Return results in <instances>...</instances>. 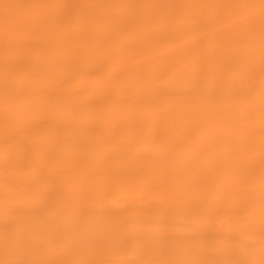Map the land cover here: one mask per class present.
Returning <instances> with one entry per match:
<instances>
[{
    "label": "bare ground",
    "instance_id": "obj_1",
    "mask_svg": "<svg viewBox=\"0 0 264 264\" xmlns=\"http://www.w3.org/2000/svg\"><path fill=\"white\" fill-rule=\"evenodd\" d=\"M176 7L171 14L164 7L151 13L145 9L119 25L115 13L101 8L100 23L91 30L68 32L64 24L57 22L45 41L21 46L17 40L30 32V27L47 24L38 1L0 8V43L4 42L0 48H7L12 56L6 62L0 60V117L9 111L12 122L44 115L50 119L48 125L19 122L13 126L9 132L15 135L11 139L16 148L13 161L19 156L20 140L33 129L44 132L41 145L46 150L63 145L69 138L80 140L74 147L54 151L65 164L53 172L58 182L48 185L37 179L32 187L24 184L15 192L34 198L53 195L65 204L67 218L58 227V240L69 248L65 258L58 257L51 264L87 263L96 246L101 247L102 257L96 264H135V260L124 261L119 252L118 244L125 236H130L128 243L148 252L154 263L242 264L243 259L251 258L256 259L255 264H264L263 241L257 238L250 247L241 248L232 230L219 225L215 215L203 224L213 229L211 235L201 237L200 229L188 224L199 218L201 212L198 217L181 205L170 210L173 204L169 207L164 197L151 213L139 200L119 210L109 206L118 192L123 194L125 184L145 185L149 180L162 186L179 184L186 168L198 167L204 158L215 156L216 164L207 178L210 190L217 191L227 184L231 174L237 173L239 182L234 181L228 196L240 192L253 194L256 221L264 224V152L259 151L264 143V0H176ZM189 11L196 15L195 19L181 26L182 17ZM167 20L171 32L156 34V24ZM145 22L152 24L146 32L140 29ZM104 26L120 28L125 37L118 41L115 35L100 39ZM199 29L202 48L209 51L217 47L212 56H202L200 48L194 45ZM134 34L141 36L138 48L128 41ZM109 41L118 45L113 52L105 46ZM63 42L66 45L60 46ZM22 49L27 57L21 62L18 51ZM96 50L101 62L88 72L86 62L96 57ZM62 52L75 54L73 65L51 58ZM122 57L132 60L134 65L117 74L114 65ZM71 67L79 71L84 84L81 90L75 88V77L64 79ZM182 71L185 77L180 76ZM48 75L53 81L58 80L57 89L47 87L51 84L46 79ZM103 80L108 89L105 98L77 104L81 92L93 93ZM160 88H167L166 98L157 95ZM186 128L191 130V139L183 141L181 148L161 141L162 137L171 140L176 130ZM132 132L140 154H133L132 145L122 144ZM189 143L195 144L193 152L187 149ZM25 150L27 164L32 173H37L42 166L36 161V154L28 144ZM261 156L262 166L257 173L252 178L244 176V171L250 170L244 169L245 163ZM144 159V164H136ZM11 165L8 170L15 171L25 164ZM113 166L124 171V175L112 174ZM52 167L53 164L46 166L50 170ZM91 172L98 180L91 185L93 203L86 210L78 203L77 187L61 184L70 176ZM126 177L127 183H122ZM26 179L27 175L22 182L26 183ZM2 181L0 175V184ZM156 213L169 214V219H173L169 247L164 244L162 223L156 225L149 220ZM35 221L32 217L23 223H11L5 233L7 246L0 229V256L7 264H41L24 261L23 252L17 253L19 261L7 257L10 250L21 248L24 235L45 238L55 232L52 221L45 224L52 230L37 226ZM257 233L263 234L261 230Z\"/></svg>",
    "mask_w": 264,
    "mask_h": 264
},
{
    "label": "rangeland",
    "instance_id": "obj_2",
    "mask_svg": "<svg viewBox=\"0 0 264 264\" xmlns=\"http://www.w3.org/2000/svg\"><path fill=\"white\" fill-rule=\"evenodd\" d=\"M31 0H0V8H8V4L13 3V6H22L26 3H30ZM41 7V10L44 12V16L47 19L46 26L35 24L30 27L27 31V34L21 36L17 40L18 45H25L28 43H35L37 41H45L51 31L56 27L57 22L64 24L67 27L68 32L70 31H82L86 32L91 30L94 26L99 24L98 16L101 8H105L106 12L115 13V19L117 25L128 22L144 11L156 12L161 7L170 13L176 11V0H152L147 3L146 0H36ZM181 1V0H180ZM171 14V13H170ZM196 15L192 11H189L185 16L182 17L180 25L182 26L185 23H190L195 19ZM152 24H147L146 22L140 26L141 31H148L151 29ZM171 23L169 20L163 23H157L155 32L156 34L170 33ZM118 27H108L104 26L100 35V39H105L110 36H117L115 41L120 40L125 37L121 34ZM37 36V37H36ZM197 40L195 44L197 48H200V54L202 56L208 57L215 54L217 47L212 48L207 51L203 49L204 46L202 30L199 29L197 33ZM36 37V38H35ZM1 41V40H0ZM128 41L134 45L135 48L140 46L141 36L134 34L130 35ZM113 42V41H112ZM4 42H1L2 44ZM191 42L189 41L188 44ZM66 42H63L60 46H65ZM105 46L109 48L111 52L115 51L117 44H111V41L106 42ZM93 48H96V43L92 44ZM45 53V52H44ZM39 56L42 57L45 54ZM96 57L87 60L86 66L87 71H94L101 62V56L98 54L97 50L95 52ZM11 56L10 52L7 51V48H0V60L6 62ZM12 57V56H11ZM18 57L21 59V62L24 60L26 54H24L23 49L18 51ZM66 57V58H65ZM52 59H59L68 65H73L76 58L75 54H56L51 57ZM72 62V63H71ZM134 65L132 60H129L126 57H122L114 65V71L117 74L124 69H131ZM78 70L76 67H71L68 72L64 75L65 80H72V77H75V88L76 90H81L84 86L83 82L80 81L78 75ZM250 73L253 75L254 69H251ZM180 76H184V72H180ZM46 79L51 80V84L47 87L51 89L58 88V80L53 81L52 76H47ZM1 85V84H0ZM85 88V87H84ZM107 82L106 80L100 81L95 87L93 93L81 92L77 104H83L84 102H94L99 101L101 98H105L107 94ZM168 92L167 88H160L157 91V95L166 98V93ZM124 93V92H123ZM166 94V95H165ZM217 108V107H214ZM13 120V116L6 112V114L0 117V175L3 176L2 184H0V229L4 232V244L7 246L8 240L5 239V233L9 232L10 225L13 222L23 223L26 218L31 219L32 217L36 219L35 223L37 226H44V228H52L46 226L45 224L49 221H52L55 226V232H52L49 235H45V238L40 235H24L22 240L21 248L16 250H10L7 254V257H10L12 260L19 261L18 254L23 252L24 261H35L40 262L41 264H51L53 260L58 257L65 258V254L68 252V248L65 245L60 244L58 236L60 231L58 227L63 224L67 218V213L65 212V204L59 201L56 196L47 195L39 198H34L31 195H19L15 192L22 188L24 184L32 185L37 179H43V183L48 185L58 182L56 181L57 176H53V172L60 170L65 164L64 162L56 157L54 151L60 148H70L74 147V144H78L80 140L69 138L64 141L63 145L56 144L54 148L49 150L43 149L41 145V137L43 131L39 129H33L28 132L24 139L20 140L18 151L19 156L17 161L14 162L13 153L16 148L11 143V139L15 138L14 134H9L12 131L13 126L19 122L32 125H42L47 124L50 121L49 116H38L37 119H21L17 118ZM24 127H29L28 125ZM131 130V127L128 128V131ZM133 131V128H132ZM191 139V130L188 128L183 130H176L173 138L167 139L162 137L161 141L171 143V146L174 148H181L184 144L183 141L188 142ZM132 145L133 154H140L138 146H135V134L132 132L129 133V137L125 140H122V144ZM28 144L31 150L36 154V161L41 164L42 168L37 173H32V168L27 164L28 156L26 155L25 145ZM195 144L189 143L187 149L190 152L194 151ZM260 152H264V143L260 147ZM261 157H255V159L249 160L245 163L246 167L244 169L250 170L244 171V176L252 178L255 173L261 168L262 161ZM144 160L136 162V164H144ZM216 157L210 156L207 159L202 160V164L198 163V167L195 168H186L181 174L182 180L179 184H170L167 183L162 186L161 183L157 181L149 180L146 184H125L127 188H124L123 194L119 195V192L114 200H110V208L113 210H119L133 204L136 200H139L144 204V209L151 213L155 209H158L157 203H160L162 197H164L169 204H173L170 210L178 208L179 205L182 207L194 212L196 216H201L196 220L188 222L192 224L193 227L199 228V235L201 237H208L211 235L213 229L203 227L204 221L209 219L212 215L217 216L218 224L222 227H227L232 230L234 236L237 239V242L241 248L250 247L254 240L257 238L261 239L264 243V224H260L256 221L255 209L256 205L253 202L255 197L253 194L247 192H240L236 196H228L230 194L231 185L237 180L238 174L233 173L229 177L227 184L220 186L217 191H211L207 185V178L211 169L215 166ZM11 164H25L22 165L19 169L12 171L8 170ZM47 164H53L52 169H47ZM113 166L111 173L114 175H124V171ZM248 172V173H247ZM27 175L26 183L22 182L24 176ZM264 179V178H263ZM97 180L95 178V173L91 172L88 175L82 176H70L68 177L62 186L71 188L73 186L77 187V193L81 208L88 210L92 207L93 197L91 196V185H96ZM238 181V180H237ZM239 182V181H238ZM122 183H127V177L122 180ZM184 188L181 190V188ZM264 188V186H263ZM215 193V194H214ZM230 200H229V199ZM227 211V212H226ZM149 215V214H148ZM152 224L162 223L164 233V244L169 247L173 238L170 234V230H173L172 220L169 219V214L156 213L150 216L149 218ZM114 225L111 224L110 228H113ZM261 230L263 234H258L257 232ZM125 238V239H124ZM120 246V254L124 261L135 260V264H167L152 262L151 256L148 252H145L139 248L134 247L128 240L130 236H125ZM147 240H150L151 237H146ZM100 246H96L92 249L90 255L93 253L94 256H90L87 263L84 264H96V262L102 258L99 256L101 251ZM16 251V253H15ZM61 262H67V260H61ZM242 264H255L256 259L245 258L241 261ZM0 264H7L6 259L0 256Z\"/></svg>",
    "mask_w": 264,
    "mask_h": 264
}]
</instances>
